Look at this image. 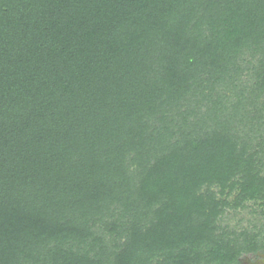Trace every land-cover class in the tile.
<instances>
[{
	"label": "trees",
	"instance_id": "1",
	"mask_svg": "<svg viewBox=\"0 0 264 264\" xmlns=\"http://www.w3.org/2000/svg\"><path fill=\"white\" fill-rule=\"evenodd\" d=\"M263 152L264 0H0V264H237Z\"/></svg>",
	"mask_w": 264,
	"mask_h": 264
},
{
	"label": "rangeland",
	"instance_id": "2",
	"mask_svg": "<svg viewBox=\"0 0 264 264\" xmlns=\"http://www.w3.org/2000/svg\"><path fill=\"white\" fill-rule=\"evenodd\" d=\"M177 123H179V120L175 116L172 125ZM176 128L177 126L174 127L175 130ZM262 160L264 162V156ZM261 173L264 174V166ZM234 196V194L228 196L227 201L234 200ZM219 224L230 237H232V234L238 236L243 232L252 236L256 235L259 249L256 252H241L237 264H264V207L261 206L260 202L250 200L243 202L237 208L228 207L220 217ZM240 240L242 241V238ZM242 246H244L243 243Z\"/></svg>",
	"mask_w": 264,
	"mask_h": 264
}]
</instances>
